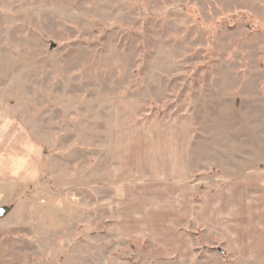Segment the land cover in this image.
Wrapping results in <instances>:
<instances>
[{"label":"rangeland","instance_id":"1","mask_svg":"<svg viewBox=\"0 0 264 264\" xmlns=\"http://www.w3.org/2000/svg\"><path fill=\"white\" fill-rule=\"evenodd\" d=\"M0 130V264H264L196 220L264 183V0H0ZM166 139L189 144L190 222L126 235L116 162Z\"/></svg>","mask_w":264,"mask_h":264},{"label":"crops","instance_id":"2","mask_svg":"<svg viewBox=\"0 0 264 264\" xmlns=\"http://www.w3.org/2000/svg\"><path fill=\"white\" fill-rule=\"evenodd\" d=\"M11 133L9 130L2 135L0 130V147L11 144ZM164 143V152L150 151V155L154 153L152 159L149 156L139 167L129 166L122 156L116 162L112 181L117 220L119 228L126 229L123 232L126 235L129 231L142 239L166 241L155 233L154 227H164L163 220H167L169 227L183 229L190 222V202L194 195L188 185L189 144L172 139ZM119 152L116 147L115 155L120 156ZM255 181L251 174L232 179L226 191H217L211 206L208 204L196 213V220L226 237L234 255L264 262V183L261 180L258 187ZM227 210L226 215L222 214Z\"/></svg>","mask_w":264,"mask_h":264},{"label":"water","instance_id":"3","mask_svg":"<svg viewBox=\"0 0 264 264\" xmlns=\"http://www.w3.org/2000/svg\"><path fill=\"white\" fill-rule=\"evenodd\" d=\"M6 214V210H4L3 208H0V218L4 217Z\"/></svg>","mask_w":264,"mask_h":264}]
</instances>
